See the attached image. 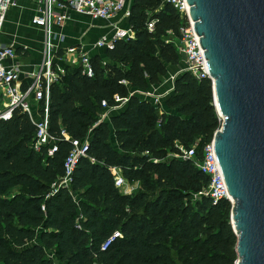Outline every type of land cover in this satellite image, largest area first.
Instances as JSON below:
<instances>
[{"label":"trees","instance_id":"16d2710c","mask_svg":"<svg viewBox=\"0 0 264 264\" xmlns=\"http://www.w3.org/2000/svg\"><path fill=\"white\" fill-rule=\"evenodd\" d=\"M181 23L167 0H133L134 36L91 55V75L80 64L65 65L61 81L50 86L49 132L90 136L70 190L52 191L64 174L69 141L60 139L48 156L45 147H30L36 127L27 113L15 110L0 120V264H55V258L64 264H235L231 203L192 198L209 184L194 160L221 126L211 79L181 71L161 115L130 92L161 84L169 66L182 64ZM115 95L128 97L126 105L101 119V102L112 105ZM195 142L194 159L175 156ZM115 166L139 187L120 192ZM14 187L18 192L8 194ZM115 231L122 236L101 251Z\"/></svg>","mask_w":264,"mask_h":264},{"label":"water","instance_id":"95a60500","mask_svg":"<svg viewBox=\"0 0 264 264\" xmlns=\"http://www.w3.org/2000/svg\"><path fill=\"white\" fill-rule=\"evenodd\" d=\"M221 126L213 151L231 197L235 264H264V0H184Z\"/></svg>","mask_w":264,"mask_h":264},{"label":"built area","instance_id":"2783aa9c","mask_svg":"<svg viewBox=\"0 0 264 264\" xmlns=\"http://www.w3.org/2000/svg\"><path fill=\"white\" fill-rule=\"evenodd\" d=\"M179 12L182 18L180 36L176 39L177 49L184 61L181 71H189L195 77H209L205 58L200 48L191 19L189 17L184 0H167ZM38 7L37 14L32 18L31 23L42 27L50 34L51 28L62 25L70 14L88 16L92 19H110L119 13L129 16V9L126 8V0H35ZM14 4V0H0V29L3 24L7 9ZM152 29V24H149ZM49 36V35H48ZM134 33L128 26L121 28L112 25V34L108 37L102 36L95 45L100 48H110L116 39H126L133 37ZM55 52L49 40L45 43V52L41 63L36 70L28 73L29 80L25 85L21 84L20 70L18 66H7L6 61L16 56V51L11 45L0 44V120L10 119L15 110H20L28 114L34 123L36 130L30 147L39 152L41 147L46 148V154L52 156L58 149L60 139H65L70 143V151L63 162L64 174L53 184L52 191L58 187H67L70 190L72 173L80 158L88 157L89 138H71L64 128L60 130V137L49 132V93L50 86L57 83L59 78L65 73L62 65L53 62ZM89 55L83 53L79 55L80 65L83 71L91 75L89 65ZM78 64V65H79ZM210 78V77H209ZM172 90L175 76L172 77ZM150 95V94H149ZM128 97L114 96V103L107 104L101 102L104 112L102 118H108L110 114L120 111L127 103ZM221 121V116L218 114ZM101 118V119H102ZM197 142L188 148L180 146L178 158L194 159ZM92 161V160H91ZM197 168L209 179L206 189L199 192L200 195L210 197L212 200L227 199L231 203V197L218 168L213 151V139L202 145L201 155L194 160ZM114 185L120 192L130 194L134 187L123 176L121 169L113 167ZM42 209L44 207L42 206ZM122 235L115 231L106 238L100 250L105 251L118 237Z\"/></svg>","mask_w":264,"mask_h":264},{"label":"crops","instance_id":"0c3cea01","mask_svg":"<svg viewBox=\"0 0 264 264\" xmlns=\"http://www.w3.org/2000/svg\"><path fill=\"white\" fill-rule=\"evenodd\" d=\"M132 3L133 0H126L125 6L129 12ZM38 7L35 0H14V4L5 13L0 29V44L11 45L16 51V56L8 59L5 63L9 67H19V80L22 85H25L29 80L28 73L36 70L41 63L47 40L54 48L53 62L64 67L75 64L79 55L83 53L89 56L103 54V48L97 47L95 43L102 36L108 37L112 34V25L115 24L121 28L129 26V16H124L123 13L107 20L92 19L88 16L71 13L70 18L62 25H54L48 36L44 28L31 23L32 18L38 12ZM181 66L184 67L183 65L169 66L167 75H173L176 78L181 72ZM136 91L139 90L136 89ZM130 184L135 190L139 182Z\"/></svg>","mask_w":264,"mask_h":264},{"label":"rangeland","instance_id":"374dc122","mask_svg":"<svg viewBox=\"0 0 264 264\" xmlns=\"http://www.w3.org/2000/svg\"><path fill=\"white\" fill-rule=\"evenodd\" d=\"M103 50L105 52V48H103ZM104 52H103V54H104ZM79 63H80V58L77 59V62L75 64H70V65H77ZM180 65L184 66L183 60H182V64H180ZM64 70H66L65 66H64ZM65 73H66V71H65ZM64 74L59 78V82L61 81ZM172 77H173V75H170V76L167 75V77L163 80V82L159 86H151L149 89H147L145 91L144 90L136 91V89H131L130 92H131V94L137 95L141 99L147 100L148 102H150V104H153L155 107H157V110H158L159 114L161 115L163 112H168L166 110L164 103H165V99L172 92V80H171ZM169 83H171V84L169 85ZM100 118H102V114H101ZM102 119L107 120L108 118L103 117ZM167 156H169V154ZM135 183L136 182H134L132 184H135ZM138 187H139V185L137 186V188ZM18 190H19L18 187H14V188L9 190L8 194H11L13 192H18ZM73 196L76 197L75 194H73ZM199 196H200L199 193H193L192 198L195 199ZM54 263L55 264H64V263L59 262L58 259H56V258L54 259Z\"/></svg>","mask_w":264,"mask_h":264}]
</instances>
